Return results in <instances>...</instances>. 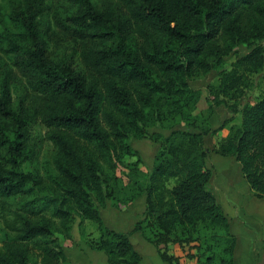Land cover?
I'll list each match as a JSON object with an SVG mask.
<instances>
[{"label":"trees","instance_id":"1","mask_svg":"<svg viewBox=\"0 0 264 264\" xmlns=\"http://www.w3.org/2000/svg\"><path fill=\"white\" fill-rule=\"evenodd\" d=\"M60 4L66 12L57 10L49 21L53 0H13L0 21V150L11 155L0 162V205L8 229L0 264L66 262L59 236L72 241L77 220L82 234L85 221L94 223L100 236L91 246L105 252L108 264H140L131 234L109 229L101 210L109 200L119 208L144 194L146 212L133 232L157 247L164 262L180 264L168 245L196 242L204 227L214 231V243L206 242L205 250L219 248V264H233L236 237L210 189L205 141L228 128L213 152L234 157L254 195L264 199V98L238 107L252 76L264 73V0ZM52 42L79 45L83 67L55 63ZM238 47L247 54L228 70L226 59ZM212 71L219 72V83L207 87L208 107L198 112L202 91L190 82ZM18 86L19 110L13 97ZM216 108L239 113L241 124L228 127V120L213 129ZM38 123L55 149L46 176L23 170L28 134ZM153 127L170 135L150 137L161 149L147 173L130 141ZM216 258L206 256L205 264Z\"/></svg>","mask_w":264,"mask_h":264},{"label":"rangeland","instance_id":"2","mask_svg":"<svg viewBox=\"0 0 264 264\" xmlns=\"http://www.w3.org/2000/svg\"><path fill=\"white\" fill-rule=\"evenodd\" d=\"M52 1V0H51ZM62 0H53L55 3V6L53 10H51V14L48 17L49 21L52 20V16L57 10L60 12H66V7H63L62 4H60ZM13 0H0V21L4 20L6 16L9 14L11 10ZM68 11V10H67ZM247 54V50L244 47H238L237 52L235 54H232L230 57L226 59V69L231 70L233 64L240 58L244 57ZM49 56L50 58L57 64L60 65H71L73 67H78L81 69L83 65L80 61V47L79 45L73 43V42H65L57 44L55 42L50 43L49 46ZM264 73H258L252 76L251 82L252 86L250 89L245 90V93L243 97L239 101V109L241 110L243 107L253 105L262 98H264V80H263ZM219 83V72L218 71H212L210 74L203 76L199 75L193 78L190 82V85L194 89H200L202 91V99L201 102L198 104V112L205 111L208 107L206 102V96H207V87L209 85H217ZM23 95L22 90L19 88H13V97H14V106L19 110V102L20 97ZM213 123L211 122L212 127H219L224 121L230 120V123H228V127L231 125H239L241 124L242 117L238 114L231 113L227 108H216L215 113L213 116ZM213 124V125H212ZM175 129L181 130V131H190V132H196L193 128L185 127V126H177ZM228 130V129H227ZM146 135L142 136L139 140L131 139V145L132 147L140 152V155H142L143 160L140 164V169L142 171H146L151 164L154 165V159L161 149V145L153 143L151 140V136L155 133H162L164 137H167L170 135V131H162L159 129V127H153L145 130ZM144 137V138H143ZM219 140V137H210L206 140L207 144L212 146L213 144L216 145L217 141ZM26 155L29 157V160L26 162V164L23 165L24 171H30V172H37L42 176H46L47 172L52 171V161L55 154V149L52 143L47 139V128L43 124H35L31 127L28 139H27V149H26ZM9 158L11 155L6 150H0V162H3L2 157ZM137 157H129L126 158L125 162H136ZM129 161V162H128ZM143 166V169H142ZM124 168L122 166H119L116 169V173L118 177H122V172ZM175 183L172 182L169 184L170 186L174 185ZM250 201V200H249ZM110 205L114 204L115 202L113 200H109L108 202ZM15 204V203H13ZM116 207V206H115ZM126 206H121L119 208H124ZM247 207L250 208L253 214L257 216V218L262 219V222L264 223V200L256 199L254 202H247ZM117 208V207H116ZM112 211L110 209L102 211L103 216L105 217L106 221L110 224V215L109 212ZM10 214V213H9ZM7 215L9 219H12L11 215ZM253 217L254 218H256ZM5 215L2 211L1 205H0V248L5 244L7 241L6 238V231H8L6 227L5 222ZM144 217V216H143ZM142 217V218H143ZM141 217L138 219H142ZM104 220V219H103ZM90 225V229L94 232L96 231V227L92 222H88ZM105 223V220H104ZM253 227H257L256 222H249ZM248 224V223H247ZM106 225V223H105ZM264 225V224H263ZM107 226V225H106ZM93 227V228H91ZM108 227V226H107ZM88 228V227H87ZM109 228V227H108ZM122 232H126L128 230L127 227L124 225L121 227ZM110 229V228H109ZM112 230V229H111ZM219 231H222V229H216ZM258 230V227H257ZM89 231V229H88ZM99 232V231H98ZM213 232L212 229L209 228H201V231L196 235V237H199L200 240H197L196 242H189L186 244V246H181L178 244L180 249H174L172 246H174L175 243L172 244L170 242V255L179 253L181 256L179 257L180 264H205V258L206 256H210L212 254H215L217 256L216 261L214 264H219V253L220 249L215 248L213 252L206 251V245L205 243L209 240L214 243L213 239ZM257 232V231H256ZM73 234L74 239L72 241H67L62 236L61 239L64 242V247L68 245V249H74L77 246H75L77 239H82L81 235H83L80 232L79 229V220H77L74 228H73ZM95 236H97V232L94 233ZM215 234V233H214ZM136 237L140 239V244L144 247V249H141L139 242L136 240ZM136 237H133V244L135 248H139V252L143 253L144 255L148 253V247L150 249H157V247H152L151 245L147 244V242L142 238L143 236L141 234H137ZM76 238V239H75ZM195 238V236H194ZM176 245V244H175ZM154 246V245H153ZM197 246L200 248V255L197 254ZM152 247V248H151ZM167 246L161 245L159 248H161L163 251L165 250ZM169 247V245H168ZM185 249V250H184ZM155 251V250H154ZM156 251V252H157ZM159 253V251H158ZM96 255H101L102 260L98 259V264H108L105 258V254L103 252H97ZM160 256V254H159ZM176 256V255H174ZM80 258L85 262L84 255L80 256ZM87 258V256H86ZM199 258V259H198ZM161 259V256H160ZM183 260V261H181ZM200 260V261H199ZM163 261V260H162Z\"/></svg>","mask_w":264,"mask_h":264},{"label":"crops","instance_id":"3","mask_svg":"<svg viewBox=\"0 0 264 264\" xmlns=\"http://www.w3.org/2000/svg\"><path fill=\"white\" fill-rule=\"evenodd\" d=\"M211 122L213 123V119ZM212 128L217 129L218 127ZM227 129L219 132L216 137L221 139L226 138L229 133V129ZM210 137L211 136L207 137L206 140ZM206 146L209 149V154L205 161V169L210 170L212 173L210 189L214 193L218 203L221 205L223 212L230 223L231 233L236 237L233 264H264V223L262 222V219L257 218V216L253 214L254 212L249 210L250 208L247 207V202H254L256 199H264L257 198L254 195L249 183L245 179L244 174L241 172L239 163L234 157H225L216 154L213 152L215 147L214 144L210 146L206 142ZM152 169L153 164H151V166H149L144 172L149 173L152 171ZM146 199L147 194H144L140 196L134 203L124 208H116L114 204L110 205L108 203L107 207L101 210V214L106 225L116 232H122V230H120L122 229L121 227L124 225L127 227L128 225V230L124 233L131 234L130 240L133 244V237H136L138 233L141 234L140 232L134 233L133 230L138 219L140 217L142 218L146 212ZM108 209L112 210L108 214L110 215V224L106 221L107 218L105 219L102 213V211ZM255 216L256 218L253 219ZM88 222L91 221L87 220L84 223V234L81 235L82 239H77L75 244L77 247L71 250L68 249V245L64 247L68 260L62 264H98V259L102 260L101 255L96 254L97 252H103L105 254V252L95 249L90 243L91 240H98L100 233L98 232L97 228H95V232L93 227H91L93 230L90 229ZM249 222H256L258 230L257 227H253V225H251ZM96 232L98 234L97 236L94 234ZM142 238L144 239V237ZM136 240L139 242L141 249H144L145 246L143 247L140 244V239L136 237ZM147 244L155 248V246L149 242H147ZM170 245L171 244H169L168 247L169 254L171 249ZM172 248L177 250L181 247H179L178 244H174ZM134 249L142 256V261L140 264H170L160 259L156 248L150 249L148 247V253L145 255L138 251L140 250L139 248H137V250L134 246ZM82 255L85 257V262H83V260L80 258ZM171 255H176L177 257L181 256L179 253ZM105 258L107 261L106 254Z\"/></svg>","mask_w":264,"mask_h":264}]
</instances>
